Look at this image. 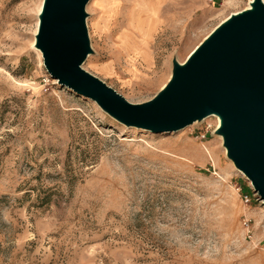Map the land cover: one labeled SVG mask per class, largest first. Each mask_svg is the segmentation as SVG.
<instances>
[{
    "label": "rangeland",
    "instance_id": "1",
    "mask_svg": "<svg viewBox=\"0 0 264 264\" xmlns=\"http://www.w3.org/2000/svg\"><path fill=\"white\" fill-rule=\"evenodd\" d=\"M43 1L0 0V264H264V204L217 118L155 133L60 85L35 47ZM249 3L90 0L83 66L145 102Z\"/></svg>",
    "mask_w": 264,
    "mask_h": 264
},
{
    "label": "water",
    "instance_id": "2",
    "mask_svg": "<svg viewBox=\"0 0 264 264\" xmlns=\"http://www.w3.org/2000/svg\"><path fill=\"white\" fill-rule=\"evenodd\" d=\"M90 0H44L35 47L52 78L129 127L175 132L218 116L227 156L264 204V0L217 25L151 99L134 103L84 68Z\"/></svg>",
    "mask_w": 264,
    "mask_h": 264
},
{
    "label": "bare ground",
    "instance_id": "3",
    "mask_svg": "<svg viewBox=\"0 0 264 264\" xmlns=\"http://www.w3.org/2000/svg\"><path fill=\"white\" fill-rule=\"evenodd\" d=\"M252 1L253 0H250V3H249V5L245 8V9H248V8H251V6H252ZM42 9V8H41ZM236 13V12H235ZM229 17V16H228ZM227 17V18H228ZM226 18V19H227ZM225 19V20H226ZM216 118H217V122H218V126L220 125V118L218 117V116H215ZM205 151H206V153L205 154H207V156L214 162V152H213V149L211 148V147H209V146H207V145H205Z\"/></svg>",
    "mask_w": 264,
    "mask_h": 264
},
{
    "label": "built area",
    "instance_id": "4",
    "mask_svg": "<svg viewBox=\"0 0 264 264\" xmlns=\"http://www.w3.org/2000/svg\"><path fill=\"white\" fill-rule=\"evenodd\" d=\"M252 195H257L255 192L253 193V194H250V193H244V195H243V198H244V200H245V202H251V200H252ZM257 197H259V196H257ZM260 199V198H259ZM246 224H248V222H245Z\"/></svg>",
    "mask_w": 264,
    "mask_h": 264
}]
</instances>
